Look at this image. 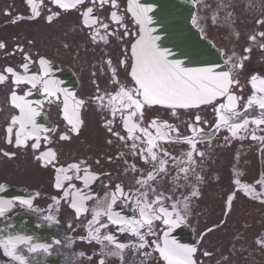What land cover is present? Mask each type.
Masks as SVG:
<instances>
[{
    "label": "flooded vegetation",
    "instance_id": "1",
    "mask_svg": "<svg viewBox=\"0 0 264 264\" xmlns=\"http://www.w3.org/2000/svg\"><path fill=\"white\" fill-rule=\"evenodd\" d=\"M196 5L194 23L202 34L212 40L222 51L228 69L235 62L242 61L243 68L234 72L239 81L232 92L240 97L236 111L250 121L261 118L264 110L258 106L248 108L245 115L246 101L253 95L251 79L253 76L264 78V0H193ZM40 14L32 17L28 0H0V42L6 49L0 50V72L5 67H13L22 73L20 65L26 63L25 53L31 57L29 72L24 75L39 76L42 72L40 57L49 61L50 78L58 82V86L74 93L78 99L86 103L80 108L79 118L82 121L79 132L70 131L71 126L63 118L62 103H48L40 91L33 89L32 95L26 97L33 102H40L43 108L36 118L37 124L54 129L47 135L50 143L41 139L39 150L31 148L32 140L27 148L15 147V140L6 142L5 128L16 110L9 104L12 90L9 83L0 85V202H11L13 207L6 209L0 216V240L8 236L31 237L33 245H50L43 250L30 253L27 245H21L19 254L28 264H163L153 242L162 244L163 232L166 231L160 221H155L152 228L157 235L143 229L145 247L141 248L138 236L130 230L121 232L106 216L100 221L106 225L99 232H92L89 223H94V214L98 205L107 194L115 193V186L121 185L127 196L140 186L135 180L141 179L152 170V163H144L137 155H133L130 145L132 141H121L113 133L127 136L119 115L114 119L110 109L102 107L94 99L103 96L108 102V95L117 89L115 80L121 85L131 87L127 64L129 47L136 26L127 12V0H118L123 23L127 28H119L116 36L107 37L108 43L97 39L93 42V30L84 28L80 13L91 6L87 0L77 9L61 10L51 0H36ZM112 9L97 6L96 15L104 23H110L108 16ZM59 13V15H54ZM53 16L51 22L48 16ZM16 21L13 23V21ZM110 24V30L116 29ZM104 35V30L97 27ZM127 31L128 36L123 33ZM122 37V38H121ZM250 37H255L251 40ZM17 46L24 49L20 52ZM251 49L246 52L245 49ZM14 53V54H10ZM248 57L244 59V57ZM231 57V60H229ZM111 64H108V61ZM130 62V61H129ZM115 71V78H113ZM30 85H21L16 89L23 95ZM227 104L226 99H219L218 104ZM214 105L193 109L173 110L161 107H146L143 116V127L152 120L166 121L173 128L180 130V135L191 136L188 125L193 124L195 117L201 118L197 128L204 132L197 138L196 150L203 157L194 154V163L190 164L186 153L188 145L178 143H161L175 159H167V174L156 176L151 188L157 193L172 198L166 201L171 210L175 204L186 211H181L196 241L197 264H264V247L257 241L264 239V203L253 199L243 191L244 185L255 189L256 193H264V186L257 183L264 180V139L253 140L251 133L264 137V125L257 127L248 125L247 132H239L242 138H233L227 125L219 129L213 128L217 123ZM227 115V113H225ZM106 122H111L112 131ZM206 122V123H205ZM239 120H230V123ZM214 133V134H212ZM61 134L70 136L69 140H60ZM155 134V133H154ZM173 139L176 134L172 133ZM111 141V143H109ZM144 147V145H140ZM51 149L56 153L55 165L37 159L45 151ZM14 153L11 158L3 153ZM111 158V159H110ZM83 162V163H81ZM72 164H80L83 177L86 173L95 179L85 185L82 179H76L72 173L70 181H64L57 168L67 169ZM135 165V171L132 166ZM188 168L187 173L181 171ZM57 175L61 176L64 188L55 187ZM240 181L237 184L236 181ZM71 183L83 195L92 197L85 201L87 211L77 215L64 199V190ZM148 189V199H155V194ZM198 192L192 197L191 192ZM233 196L231 211L225 215L227 199ZM187 198V199H186ZM142 199V197H138ZM264 199V196H261ZM21 200H30L31 207L22 205ZM113 211L125 219L138 217L136 203L131 199L117 198ZM52 216L53 219H47ZM215 230L202 235L208 228ZM113 235L119 243L125 245L121 252L107 241L105 235ZM99 236V239L93 237ZM59 241V243H57ZM111 250V251H109ZM207 251L211 253L204 256ZM0 264H17L4 254L0 248Z\"/></svg>",
    "mask_w": 264,
    "mask_h": 264
},
{
    "label": "snow or ice",
    "instance_id": "2",
    "mask_svg": "<svg viewBox=\"0 0 264 264\" xmlns=\"http://www.w3.org/2000/svg\"><path fill=\"white\" fill-rule=\"evenodd\" d=\"M85 2L86 0H51V3L65 11L77 9L84 5ZM87 2L91 6L86 7L80 15L83 27L93 30L91 36L93 42H96L99 38L104 43H108L107 37L116 36L119 28H127L123 23V16L120 13L118 0H87ZM28 3L31 6V18L38 17L40 11L37 7L36 0H28ZM39 3L42 5L43 0H39ZM97 6L100 9L109 6L112 9L108 16L110 23H104L95 14ZM150 11V8L143 7L137 3V0H129L127 12L134 18L135 23L140 26V34L138 39L131 45L128 60H121L120 63L121 65L127 64L128 75L131 78L132 86L121 85L120 81L116 79L115 83L118 87L114 94L108 95L107 103L104 102L103 96H97L94 99L98 100L102 107L109 108L114 119L117 115L120 116L127 136H121L119 133L113 134L125 143L129 140L132 141L130 148L133 155L139 156L144 163H152V170L143 178L135 180V183L140 187L127 196L124 193V188L121 185H116L115 193L107 194L106 198L98 205V210L94 214V223L90 222L89 228L92 232H99L100 228L106 227L99 218L106 216L112 224L119 226L121 232L130 230L132 235L138 236L141 241L140 247L143 248L145 247V236L142 230L146 228L149 234L157 235L153 231L152 226L155 221H160L165 229H167L163 232V243H153L163 264H197V260L195 259L198 250L197 247L181 244L169 238V233L172 229L185 223V217L181 215V211H186L188 204L185 203L183 209H178L175 204H172L170 210L169 206L166 205V201L172 197L157 193L155 188H151V185L155 182L157 175L161 173L167 174L168 161L162 157L175 159L169 152L161 148V143L182 142L188 145L189 151L185 155L190 164L194 163V154L203 157V153H198L196 150L197 138L204 132L203 128L196 127V125L201 123V118L197 115L194 123L188 125L189 131L193 135L182 137L180 130L173 128L166 121L154 119L149 122L147 127H143L144 110L146 107L161 106L172 109L173 115H175V110L177 109H193L199 108L201 105H214V110L217 113V123L213 125V128L219 129L221 125H227L233 138H242L238 133L242 131L247 132L250 123L255 124L257 127L264 125V112L261 113V118L250 121L247 118H243L241 113L236 111L241 98L232 92V88L239 83L234 77V72L243 68L242 61L233 63L229 69L225 70L222 68L218 71L215 67L190 68L186 67L180 60L169 59L172 53L158 46L156 43L158 37H154L151 29L147 27L152 23V19L148 15ZM54 15H59V13ZM52 19L53 16L51 15L47 17L49 22ZM15 22L14 20L13 23ZM256 22L257 24H264V20H257ZM110 24H115L117 28L110 30ZM97 27L103 29L105 34L101 35L99 31H94ZM123 35L128 36L129 33L125 31ZM260 35L264 37V32L260 33ZM250 39L255 40V37H250ZM6 47L4 42H0V50H4ZM261 47L264 48V45ZM16 50L24 52V49L19 46H17ZM245 51L250 52L251 49H245ZM247 58V56L244 57V59ZM24 60L27 62L21 64L20 68L22 69V73H28L29 64L32 60L26 53ZM229 60H231V57H229ZM107 63L111 64V61L109 60ZM39 64L42 69L39 76L24 75L16 71L13 67H5L0 72V85L9 83V79L11 78L13 87L9 95V104L17 112V114L11 116L8 126L5 128V139L9 144H12L14 139V146L17 148H27L29 146L28 141L32 140L31 148L33 150H39L41 147V139L46 143L51 142L47 135L41 136L40 134L54 131V129L45 128L37 124L36 118L40 115L43 104L33 102L26 98L32 95L33 89L40 91L50 104L62 103L63 107L61 111L64 120L71 126L70 131L78 134L79 127L82 123L79 118L78 109L82 108L86 102L83 99H78L74 93L69 92L67 89L60 88L58 82L50 78L48 60L40 57ZM115 75V71H113V78H115ZM251 83L254 92L246 101L245 115L247 109L254 106H258L259 109L264 110V78L253 76ZM21 85H30L29 90L23 95L18 94L16 90ZM219 99H226L227 104L221 103L216 105L215 102ZM237 119L239 122L230 123V120ZM110 123L106 122V126H108V130L111 132ZM261 131H264V128H261ZM172 133L176 134L175 139H173ZM251 138L253 140L264 139V137H257L254 132L251 133ZM59 139L69 140L70 136L61 134ZM140 145H144V147H140ZM3 155L11 158L14 153L5 152ZM36 158L46 161V165L52 164L54 166L56 153L48 149ZM132 170L135 171V165L132 166ZM81 171L80 164H72L67 169L63 167L57 168V172L63 175L64 181H70L72 179L69 173L75 175L76 179H82L85 185L90 180L95 179V177L87 173L81 177L79 175ZM181 171L187 173L189 169L183 168ZM236 183L240 184V181L238 180ZM257 183L264 186V180H258ZM55 187L57 189L64 188L60 175H57ZM150 188L155 194V199L152 200L148 199V189ZM243 191L246 195H249L253 199H260V202L264 203V199H261L264 193L258 194L254 188L248 185H244ZM118 195L123 199H131L136 203L138 217L125 219L113 211V206L117 204ZM191 196H198V192H191ZM138 197H142V199H138ZM64 199L69 202L70 207L79 216L82 212L87 211L85 201L92 199V197L83 195L81 190L76 189L75 185L69 183L67 189L64 190ZM233 199L234 197L231 195L228 197L225 215L231 211ZM20 203L31 207L32 202L30 200H21ZM11 207H13L11 202H0V216H3L6 209ZM47 219L52 220L53 217L48 216ZM214 230L215 226L208 228L202 235H207ZM93 238L99 239V236ZM103 240L121 252L125 248V245L119 243L113 235H105L103 236ZM257 243L261 247H264V239L258 240ZM21 245H27L30 253L40 250L47 253L49 247H51L50 245H33L31 243V237L20 235L8 236L0 240V248L3 249L6 256L16 261L17 264H28L25 257L19 254L18 250ZM203 255L209 256L211 253L205 251ZM100 264H103V261H100Z\"/></svg>",
    "mask_w": 264,
    "mask_h": 264
},
{
    "label": "water",
    "instance_id": "3",
    "mask_svg": "<svg viewBox=\"0 0 264 264\" xmlns=\"http://www.w3.org/2000/svg\"><path fill=\"white\" fill-rule=\"evenodd\" d=\"M142 2L149 3L151 16L148 15L151 19L155 17L163 28L161 45L169 46L177 55H182L186 67L209 64V67L216 68V64L221 63L218 54L190 27L191 10L184 0H137L139 4ZM154 4L157 9L153 12Z\"/></svg>",
    "mask_w": 264,
    "mask_h": 264
}]
</instances>
